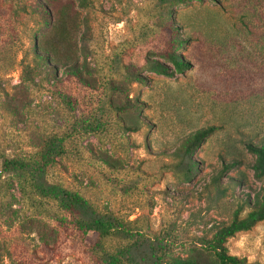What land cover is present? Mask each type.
<instances>
[{
  "label": "rangeland",
  "instance_id": "1",
  "mask_svg": "<svg viewBox=\"0 0 264 264\" xmlns=\"http://www.w3.org/2000/svg\"><path fill=\"white\" fill-rule=\"evenodd\" d=\"M34 1L0 0V242L11 264H99L101 252L124 263L140 242L152 264H164L252 209L262 182L245 145L264 141V0H84L75 8L83 82L35 65L33 40L44 30L30 13ZM168 52L187 70L171 78L147 70L149 60L170 66ZM207 127L188 173L184 140ZM49 140L59 154L45 181L115 217L125 238L96 247L94 233L64 231L54 202L26 198L1 173L3 160L38 161ZM225 248L264 264V224Z\"/></svg>",
  "mask_w": 264,
  "mask_h": 264
},
{
  "label": "trees",
  "instance_id": "2",
  "mask_svg": "<svg viewBox=\"0 0 264 264\" xmlns=\"http://www.w3.org/2000/svg\"><path fill=\"white\" fill-rule=\"evenodd\" d=\"M172 6L184 5L191 2L202 3L209 0H159ZM84 0L55 1L35 0L29 6L30 13L35 18L38 26L44 30L33 40V61L36 66L43 65L46 73L50 68L58 66L66 76L83 82L82 73L86 72L77 58V34L79 26L78 13L75 8H84ZM181 41L175 39L172 46L179 47ZM165 63L157 60L146 62L147 70L155 75L171 78L175 74H182L187 70V63L174 52L162 56ZM52 74L53 72L50 71ZM139 81V77H134ZM24 81L30 82L29 75L24 74ZM212 127L198 129L188 135L184 140L182 156L187 159L186 171L190 173L192 164L191 155L199 148L203 141L213 132ZM58 143V141H57ZM245 150L253 157L251 172L254 179L262 182L259 194L255 198L252 209L243 217L238 218V212L233 214L227 224L217 227L208 240H200L198 248L192 249L190 254L181 258H172L164 264H248L242 259L227 254L225 243L235 234L250 230L257 223L264 224V141L257 145L246 144ZM59 146L55 140H49L39 152V160L9 159L1 162V173L14 178L20 188V194L52 201L63 214L61 219L62 229L67 232L70 226L81 234L94 233L97 237L96 247L110 237L125 238V231L121 223L110 214H99L80 198L60 185L48 184L45 181V168L53 163V158L58 156ZM225 166L223 170L231 168ZM30 223V221H29ZM31 224V223H30ZM42 246L49 244L44 239L38 241ZM101 251H99L100 253ZM154 255L143 243H137L127 251L123 257L124 263L115 255L102 253L98 255L99 264H152ZM12 256L6 245L0 242V264H11ZM258 264V263H254Z\"/></svg>",
  "mask_w": 264,
  "mask_h": 264
}]
</instances>
